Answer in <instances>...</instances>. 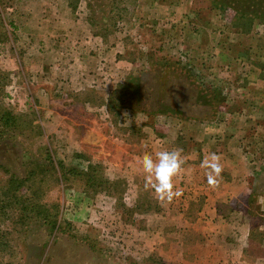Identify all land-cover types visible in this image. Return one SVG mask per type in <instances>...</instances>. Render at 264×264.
<instances>
[{
	"label": "rangeland",
	"instance_id": "1",
	"mask_svg": "<svg viewBox=\"0 0 264 264\" xmlns=\"http://www.w3.org/2000/svg\"><path fill=\"white\" fill-rule=\"evenodd\" d=\"M216 4L0 0V115L17 117L0 127V186L10 176L27 177L11 189L19 190V202L0 213L1 239L8 242L0 246V264H182L174 262L181 259L188 264L193 252L196 264H264V126L256 128L247 149L255 158L250 183L260 190L244 201L220 204L218 214L227 223L207 224L203 218L199 230L214 229L187 231L182 246L167 240V200L144 187L143 152L154 148L156 155L161 147L137 141L136 129L176 136L178 129L165 125L170 105L182 114L187 106L184 116L207 122L222 107L236 120L239 115L251 116L252 123L264 120V19L240 18L236 6ZM95 33L103 40L96 48L108 60L104 73L95 74L105 78L103 84L91 87L82 79L74 85L77 80L63 75L60 62L64 66L78 56L73 54L78 46L85 55L94 52L84 46ZM196 98L212 106H196ZM243 103L259 110H240ZM141 110L161 115L160 125H133L144 118ZM103 149L111 160L102 159ZM25 203L31 208L20 211ZM57 212L55 228L48 220ZM173 214L183 211L175 208ZM173 220L177 236L194 228Z\"/></svg>",
	"mask_w": 264,
	"mask_h": 264
},
{
	"label": "crops",
	"instance_id": "2",
	"mask_svg": "<svg viewBox=\"0 0 264 264\" xmlns=\"http://www.w3.org/2000/svg\"><path fill=\"white\" fill-rule=\"evenodd\" d=\"M75 25H77L76 22ZM92 35H94V40L87 36L89 43L85 40V42L88 44H85L84 50L94 49V52L85 55L82 52V47L78 46L74 50L71 49V51L73 50L74 55L79 53L78 56L71 58L69 62L65 61L64 66L62 65V62H60V65L62 66L61 68L66 70V74L63 75H66L67 78L70 77L73 81L77 80L74 85L80 84L78 80L83 79L86 81V84L91 87H101L103 84L102 80L105 79H102V76L95 75L97 73L102 75L104 73L103 69H106L108 65L107 56L103 55V51H100L101 48H96V43H99L98 39L101 43L103 42L102 36L98 35L97 33ZM59 50L62 49L59 48ZM120 61L117 58L115 59V63H119ZM90 83L93 85H90ZM76 91H79V89ZM70 94L74 93L70 92ZM84 101L90 100L88 99ZM196 102V106L201 108H209L212 106L207 102L203 103L200 100L198 101V98H196ZM106 103L107 100H104L103 107L105 109L108 108ZM258 105L262 110V104L259 102ZM84 106L86 107L88 104L85 103ZM85 107L84 109H86ZM246 107L249 109V111L258 109L257 105L252 103L248 105L243 103L239 108L240 110H245ZM168 109L169 110L167 111V114L164 113L166 114L164 116L167 117V122L165 125L167 128H170V130H172V128L178 129L176 136L172 137L167 135V138L160 137L161 135H157L159 137L156 135L152 136L154 132L152 130L147 131V134L145 133V135H142L141 131L138 129V126L136 129V136L137 141L153 142L154 144H159V147H161L160 151L163 149V151H178L184 160L181 173L175 178L174 181L176 190L180 192V195L171 201H167V225H169V229L167 231V240H177L175 242H178L177 247H179L183 245V240L187 231L195 232L194 234L198 235L200 234L198 231L207 233L205 232L207 229H214L211 225H209L204 229V231L199 230L203 227V225H200V223L204 222L203 218H206L205 223L207 224H213L215 222L227 223V220H225L227 216L224 217L218 214L217 207L220 204L223 206H229L231 204H235L236 201H244L251 192L260 190L256 189L250 183L252 176L255 175L252 167L253 163L251 162L255 161V158L250 156V153L247 151V149L249 148L248 142H252L254 140L253 134H255L256 128H262V126H264V120H259V122L252 123L250 120L251 116L240 117L239 115V121V118L236 120L234 116L235 113H231L232 111L229 110V108L225 109L222 107L220 110H217V116L212 117L211 121L207 122L203 119H190L189 116H184L187 106L185 108H180V110L183 111V114L175 112L173 109H176V107L171 105ZM140 113L143 114L144 118L140 119V121H136L133 125H137L136 123H141V126L144 124L145 126L160 125L157 123L156 117L161 115L154 116V113H152L153 116H151L146 110H141ZM155 113L157 114V112ZM243 114V116H245V113ZM98 122H100V120ZM98 122L96 121V124H98V128L101 130V125H99ZM100 124H103V126L105 125L101 122ZM85 126H87V124ZM94 128L98 130L96 127ZM100 134L101 137L109 138L107 135H105V133L103 134L100 132ZM106 143L107 142H105V144ZM153 151L157 150L152 148L147 150V152H143V157L148 155H152L154 157L155 154H153ZM103 152L106 151L103 149ZM213 153L219 157V163L222 170L216 179V183L209 184L207 176L210 172V169L204 167L202 161L209 158L210 154ZM111 154V152H106L105 156H102V159L105 161L111 160ZM258 157L260 158V156ZM196 197H199V199ZM198 201L201 202V205H198V203L196 204ZM204 207H206L207 212L205 217H203ZM175 208L179 212L183 211V214H181L179 217L174 216L175 214H173V211ZM198 212L201 214L200 216ZM146 217L148 219L149 215ZM173 218H176V221L181 222L182 225L191 224L194 228L181 229L179 231V236H177L175 233L171 232L173 230L171 225H176V222L174 223ZM132 223L138 225L137 222L132 221ZM225 227L226 225L224 224L223 228ZM220 233L221 232L218 231L216 235L220 236V238L227 239V242L230 241H228L230 238L229 236H223ZM180 242H182V245H179ZM152 247L154 248V246ZM172 247V244L167 245V262H170V258H172ZM133 251L134 250H132V252ZM135 252L139 254V252ZM191 255H196V257H191L192 261L188 262V264H196L199 262L197 258L198 252H193ZM174 262H180L182 264L185 263L184 259L178 261L174 260Z\"/></svg>",
	"mask_w": 264,
	"mask_h": 264
},
{
	"label": "clouds",
	"instance_id": "3",
	"mask_svg": "<svg viewBox=\"0 0 264 264\" xmlns=\"http://www.w3.org/2000/svg\"><path fill=\"white\" fill-rule=\"evenodd\" d=\"M183 164L184 160L178 151H160L156 153L155 158L152 155L146 156L142 161V168L146 173L145 189L155 191L162 200L171 201L178 197L180 192L176 190L174 181L180 175ZM202 164L210 169L208 183H216L215 177L219 176L222 170L219 157L214 153L210 154Z\"/></svg>",
	"mask_w": 264,
	"mask_h": 264
},
{
	"label": "trees",
	"instance_id": "4",
	"mask_svg": "<svg viewBox=\"0 0 264 264\" xmlns=\"http://www.w3.org/2000/svg\"><path fill=\"white\" fill-rule=\"evenodd\" d=\"M219 8H224V7H229V6H236V12L238 14V16L240 18H261L264 19V0H217V4ZM263 17V18H262ZM16 115L12 114L11 112H3L0 115V127H6L7 125H11L13 123L16 122ZM48 159L51 163H53L54 158L51 156V154L49 153L48 155ZM53 160V161H52ZM59 166L61 163H59ZM65 173V172H64ZM34 174V172H31V175ZM62 176L64 177V174H62ZM27 181V177L24 179H18L15 176H10L8 181L4 184L1 185V189L3 191V197L0 195V213L4 214V209H7L8 207H13L15 206V203H18L20 200V193L19 190L16 189V191L12 194L11 193V189L13 187H15L17 184L18 186H22V184ZM22 199V198H21ZM30 200V199H29ZM28 200V201H29ZM24 202V200H23ZM37 206L44 208L46 205L45 204H36ZM57 207H59L57 205ZM29 204H23L22 207H20V211H24V210H28ZM59 211V210H58ZM25 213V212H24ZM27 213V212H26ZM7 214H5L6 216ZM48 215V214H47ZM58 216H59V212H57L56 216H54V219L52 220H48V218L46 220L50 221L49 223L55 227L58 228L59 227V223H58ZM24 217H28L27 215H25ZM5 237V231L0 232V246H7V241L6 240H2L1 238Z\"/></svg>",
	"mask_w": 264,
	"mask_h": 264
}]
</instances>
